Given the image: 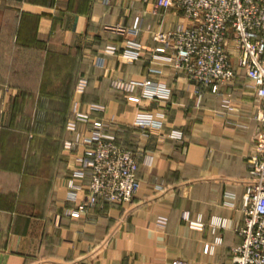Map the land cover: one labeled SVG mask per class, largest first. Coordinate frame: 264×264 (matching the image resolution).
I'll list each match as a JSON object with an SVG mask.
<instances>
[{
    "label": "crops",
    "instance_id": "obj_1",
    "mask_svg": "<svg viewBox=\"0 0 264 264\" xmlns=\"http://www.w3.org/2000/svg\"><path fill=\"white\" fill-rule=\"evenodd\" d=\"M155 1L0 0V264H229L242 243L260 98L238 69L221 94L205 88L197 103L186 74L154 56V35L182 16ZM130 41L142 44L137 59L128 58ZM81 76L88 85L79 94ZM148 78L169 87V98L134 103L115 86ZM75 99L84 111L101 106L90 123L108 122L140 155L134 198L80 217L64 213ZM138 110L157 125H133Z\"/></svg>",
    "mask_w": 264,
    "mask_h": 264
},
{
    "label": "built area",
    "instance_id": "obj_2",
    "mask_svg": "<svg viewBox=\"0 0 264 264\" xmlns=\"http://www.w3.org/2000/svg\"><path fill=\"white\" fill-rule=\"evenodd\" d=\"M155 10L174 8L182 16L168 30L154 35L159 43L155 55L165 57L168 65L182 70L192 82V92L201 103L205 88L221 94L223 85L233 84L238 69H243L257 96L260 107L255 114L258 134L255 155L249 159V184L243 198V220L238 227L242 243L233 248L229 264H264V0H156ZM128 58L141 56L142 44L129 42ZM160 54V55H159ZM236 57V60H234ZM88 79L82 76L76 86L84 93ZM115 86L127 93L130 102L169 98V87L154 81H117ZM231 104L224 98V106ZM101 106L91 104L82 109L80 99L72 104L73 116L67 121L70 133L64 149L74 155L66 176L64 213L80 217L99 202H130L141 186L138 175L139 152L118 142L106 129L104 120L90 123V111ZM90 123V124H89ZM158 121L150 111L138 110L133 125L151 128ZM176 137L181 134H172ZM168 218L159 216L156 225L165 229ZM220 226L225 220H220ZM217 237L215 243H221ZM213 246H211V249Z\"/></svg>",
    "mask_w": 264,
    "mask_h": 264
},
{
    "label": "trees",
    "instance_id": "obj_3",
    "mask_svg": "<svg viewBox=\"0 0 264 264\" xmlns=\"http://www.w3.org/2000/svg\"><path fill=\"white\" fill-rule=\"evenodd\" d=\"M82 77V76H81ZM81 77H78V79H77V81H76V84L78 83V81H79V79L81 78ZM85 91H86V89H85ZM84 91V92H85ZM73 116V113H72V110H71V114H70V116H69V118H68V120L71 118ZM67 120V121H68ZM66 125H67V123H66ZM67 130V129H66ZM68 132V131H67ZM70 136V135H69ZM69 136H67L66 138H65V140L67 139V138H69Z\"/></svg>",
    "mask_w": 264,
    "mask_h": 264
}]
</instances>
